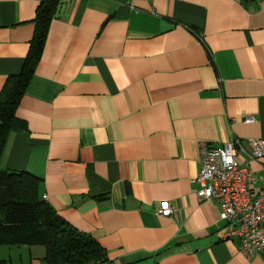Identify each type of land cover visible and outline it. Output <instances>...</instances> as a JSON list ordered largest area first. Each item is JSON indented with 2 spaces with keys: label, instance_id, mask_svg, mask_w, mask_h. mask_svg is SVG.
Here are the masks:
<instances>
[{
  "label": "crops",
  "instance_id": "0c3cea01",
  "mask_svg": "<svg viewBox=\"0 0 264 264\" xmlns=\"http://www.w3.org/2000/svg\"><path fill=\"white\" fill-rule=\"evenodd\" d=\"M42 1L0 0V97ZM58 4L0 170L40 178L41 198L100 243L105 264H264L221 238V204L194 182L202 143L250 152L247 140L264 139V0ZM242 160L262 177L256 194L264 157ZM164 203L173 215L159 214ZM45 254L0 244V264H47Z\"/></svg>",
  "mask_w": 264,
  "mask_h": 264
},
{
  "label": "trees",
  "instance_id": "16d2710c",
  "mask_svg": "<svg viewBox=\"0 0 264 264\" xmlns=\"http://www.w3.org/2000/svg\"><path fill=\"white\" fill-rule=\"evenodd\" d=\"M59 0H43L36 30L20 74L12 76L0 97V160L8 137L19 127L16 110L40 60ZM41 179L27 172L0 170V244L43 246L47 264H105L106 250L71 227L40 196Z\"/></svg>",
  "mask_w": 264,
  "mask_h": 264
},
{
  "label": "built area",
  "instance_id": "2783aa9c",
  "mask_svg": "<svg viewBox=\"0 0 264 264\" xmlns=\"http://www.w3.org/2000/svg\"><path fill=\"white\" fill-rule=\"evenodd\" d=\"M253 119H246V123ZM251 151L246 152L237 140L220 148L201 144V170L194 179L200 188L195 191L200 200H217L221 204V220L227 227L220 234L223 240H238L241 253L250 258L264 254V189L254 194L251 187L262 181L242 160L264 157V139L246 141ZM46 199V197H44ZM162 216L174 214L170 203L159 211Z\"/></svg>",
  "mask_w": 264,
  "mask_h": 264
}]
</instances>
